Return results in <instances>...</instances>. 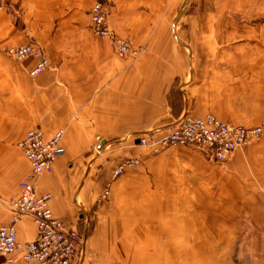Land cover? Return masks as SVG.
I'll return each mask as SVG.
<instances>
[{
  "label": "crops",
  "instance_id": "obj_1",
  "mask_svg": "<svg viewBox=\"0 0 264 264\" xmlns=\"http://www.w3.org/2000/svg\"><path fill=\"white\" fill-rule=\"evenodd\" d=\"M93 1L8 0L9 11L16 4L20 6L23 24L18 29L6 12L2 13L0 1V227L10 224L9 203L30 171L18 143L34 127L47 137L63 130L64 153L52 172L38 179L36 193L51 196L50 210L65 226L88 230L92 225L93 233L78 264L96 261L99 237L135 240L131 242L135 254L130 252V259L137 264L142 254L144 261L150 252L156 254L154 247L159 248L162 240L163 245L173 248L168 250L170 264H244L234 248L245 246L241 232H250L252 237L245 240L246 245L264 244V238L257 239L252 233L264 230V218L260 217L264 212L260 210L245 206L166 209L129 205L132 194L126 191L121 195L124 205L106 206L99 197L121 160L135 153L144 155L140 137L163 132L184 113L200 116L211 111L203 92L213 75L209 71H215L222 86L233 90L245 87L243 92L248 89L251 120L264 118V21L257 22L264 17V5L259 8L258 2H250L254 6L245 22L235 15L189 16L191 2L184 0L168 30L164 24L155 41L150 14L141 11L144 22L138 24V13L129 14L127 0H109L111 30L118 37L133 40L138 51L137 55L121 57L109 40L97 38L89 29ZM183 21L194 25L181 34L178 28ZM213 22L217 41L216 47H209L202 40ZM240 34L247 36V47L227 45L226 40H236ZM30 40L44 48L49 62L48 69L35 79L28 76L32 60L18 63L4 55L8 47ZM140 45L143 51L137 48ZM213 54L215 66L204 57ZM120 180L111 185L114 197L124 177ZM143 190L146 199L160 195L146 185ZM257 192L247 193L253 197ZM15 229L19 243L36 237L29 217L16 223ZM109 246L107 242L105 257H99L97 264L124 260ZM251 258L248 264H264ZM0 264L36 263L24 262L22 253L16 252L0 259Z\"/></svg>",
  "mask_w": 264,
  "mask_h": 264
},
{
  "label": "rangeland",
  "instance_id": "obj_2",
  "mask_svg": "<svg viewBox=\"0 0 264 264\" xmlns=\"http://www.w3.org/2000/svg\"><path fill=\"white\" fill-rule=\"evenodd\" d=\"M0 1L2 2V13L3 11L6 12L7 17L10 18L14 27L17 29L21 28L23 22L20 18V6L16 4L9 11L8 0ZM96 1H100V3H103L106 6L109 23L110 9L112 7L111 1L94 0L91 8ZM183 1L184 0H127L126 2H128V8L129 5H131L129 8L131 9L129 13L131 16H135L136 13H138V15H136L138 24L144 22V19L141 18V11L143 10L146 11V14H150L153 17L151 20L153 27L152 30L154 32L153 39L158 41V38H160L159 32L161 27L165 24L167 25L166 30H168L170 19L174 15L175 10H179V7ZM188 1L191 2V5L186 13L189 16L207 15L216 17L217 15H235L240 16L241 20L245 22L248 21L250 8L254 6V4L250 2H258L257 6L259 8L263 7L264 5L261 3L264 2V0H185V2ZM137 6H139V9ZM134 9H136L135 14L132 12ZM90 10L88 12L89 19ZM164 20L169 22L164 23ZM148 21L149 20L147 17V23ZM263 21L264 17L257 20L258 24L262 23ZM190 25L194 24H186L185 21H183L179 25V32L182 34L183 32L187 31V28ZM209 25H211V27L208 30V34L205 36L203 35L202 42L205 41L209 47H216V23L213 22ZM89 29L94 34V31L91 27V22ZM230 36L232 37V35ZM124 39L129 42L134 52L128 56L137 55L138 51L131 42L133 40H130L129 38ZM226 43L230 46L238 45L247 47L248 38L247 36H244V34H240V38L237 37L236 40L232 39L230 42L226 40ZM30 44L41 50L42 54L48 60L43 47H41L34 40L28 41V43L25 45ZM15 46L21 45L14 44L8 47L6 50H4V55L10 61L12 60L18 62L9 57L7 54V50ZM137 48L139 51L144 50L142 45L138 46ZM213 49L215 53V48ZM204 57H206V63L214 64L215 66V54ZM29 60H32L35 63V60L30 58L18 63L27 62ZM209 69L210 67H208V70ZM209 72L213 75L210 77V83L203 88V92L204 98L208 100L206 101V104L211 109V111L200 116H193L184 113L175 121L174 124L179 122L185 115L194 118H202L204 116L211 115L220 122L227 125L242 126L247 128L261 126L264 122V118H260L258 120L256 119V122L251 120L253 119V115H250L249 113L250 103L248 102L247 96L248 89L243 92L245 87L235 88L233 90L232 87H228L226 85L222 86L221 81H217L216 79L217 77L215 71ZM168 128H166V130H168ZM166 130L152 136L147 145L142 146L139 144L144 155L135 153L132 157H128V159L136 160V162H138L137 165L126 168L119 177L114 178V170L125 159L121 160L116 165L111 175V181L105 184L104 188L101 190L99 199L101 200L102 205H124V198L121 199V195L122 192L126 191L127 194H132V197H129V202L127 203L129 205L161 206L166 209L172 207L209 208L245 206L264 212V133L245 145L237 146L233 151L230 152L226 160L217 162L215 160H209L203 152L194 148L172 146L169 148L157 149L156 147H153V139L161 137V135ZM129 175L134 176V179H131L132 181L130 179L128 180L127 177ZM123 177L124 180L122 182H118L119 185L116 189L117 191L115 198L113 193L111 194V185ZM143 180H145V183ZM143 185L150 187L151 192L159 191L160 195L146 199ZM256 191L258 192L253 197H250V195L247 193ZM239 195L242 197L237 198ZM142 196H144L143 199L140 198ZM141 200L143 201L140 202ZM260 217L264 218V215ZM65 227L72 229L67 226ZM117 229L120 230V226H118ZM73 230L77 233L79 242L78 256L72 264H78L77 262L84 248L85 242L91 237L93 230L91 224L89 225L88 230H84L83 228L81 230ZM252 233L255 234L254 237H257V239L259 237L264 238V230ZM249 235L250 232H241L240 238L242 240V244L245 246L235 247L234 253L240 256L239 260H241L244 264H248V262L251 261V256L257 259V261H264V244H258L257 246L246 245L245 240L249 239V237L252 238ZM105 239L106 238L101 239L99 237L96 241V246H98V258L105 257L104 247L108 242L110 244L109 248L111 247L112 252L119 256V258L124 259L122 262H114L113 264H137L130 259L131 254H135V247H132V243L135 240L122 239L119 241H111L109 239ZM150 242L153 243L154 240H151ZM161 243L162 245L159 248L154 247L157 249V253L153 254L150 252L149 255L146 256L145 261V256L142 254L141 262H139V264H170L172 259L168 254V250L171 247L169 245H163L165 244L163 240ZM130 252L132 253L130 254ZM125 253H128V255H125ZM98 258H96V261H98ZM126 259H128V261H126ZM96 261H92V264H97ZM98 263L100 262L98 261Z\"/></svg>",
  "mask_w": 264,
  "mask_h": 264
},
{
  "label": "built area",
  "instance_id": "obj_3",
  "mask_svg": "<svg viewBox=\"0 0 264 264\" xmlns=\"http://www.w3.org/2000/svg\"><path fill=\"white\" fill-rule=\"evenodd\" d=\"M90 22L94 34L108 39L117 55L126 57L134 53L129 42L116 36L109 27L106 6L100 1H96L90 10ZM7 54L18 62L28 58L35 60L28 72V76L33 79L42 75L49 67L41 50L31 44L11 47ZM156 133L140 137L139 144L147 145ZM263 133L264 122L261 126L247 128L224 124L211 115L202 118L185 115L161 137L153 139L152 145L157 149L172 146L194 148L203 152L209 160L218 162L226 160L237 146L245 145ZM63 134V130H57L47 137L36 127L28 130L18 143L30 171L27 178L19 183L17 197L9 203L12 212L10 224L0 227V259L21 252L26 263L72 264L76 260L79 242L77 233L66 228L53 216L49 207V194L40 196L36 193L38 179L52 172L54 163L64 153L61 146ZM137 163L134 159L123 160L114 170L113 177H119L126 168ZM25 217L32 219L36 237L33 241L19 243L15 224Z\"/></svg>",
  "mask_w": 264,
  "mask_h": 264
}]
</instances>
